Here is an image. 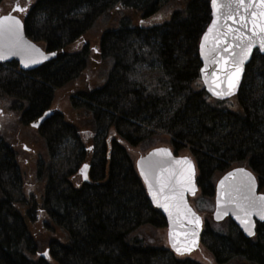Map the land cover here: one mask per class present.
<instances>
[{
	"label": "trees",
	"instance_id": "trees-1",
	"mask_svg": "<svg viewBox=\"0 0 264 264\" xmlns=\"http://www.w3.org/2000/svg\"><path fill=\"white\" fill-rule=\"evenodd\" d=\"M14 1L24 5L28 38L57 52L31 73L0 64V104L14 109L16 129L53 112L55 93L85 75L92 51L75 47L99 23V55L111 69L103 85L72 97L90 118L92 162L82 129L53 113L33 130L45 156L32 176L43 187L31 190L13 163L15 138L0 135V264H200L142 233L167 223L129 149L165 137L176 155L188 150L208 201L235 167L250 169L264 190V56L254 53L235 101L218 102L200 80L210 0H0V9ZM201 245L215 264H264V223L249 239L229 219L210 222Z\"/></svg>",
	"mask_w": 264,
	"mask_h": 264
},
{
	"label": "water",
	"instance_id": "water-1",
	"mask_svg": "<svg viewBox=\"0 0 264 264\" xmlns=\"http://www.w3.org/2000/svg\"><path fill=\"white\" fill-rule=\"evenodd\" d=\"M218 2H221V0H218ZM17 6L21 7L16 5L9 14L0 16V18L11 16L20 22L17 36H10L7 32L0 35V52L4 54L3 59H0V64L15 63L20 71L31 73L45 63L55 59L57 52H48L28 38L25 33L24 20L18 16L23 14L25 10L17 11ZM210 10L211 21L201 37L198 50L201 64L200 79L203 89L209 97L219 102H226L237 96L244 79L246 67L250 64L254 53L258 52L261 56H264V50L260 48L257 40L253 44L247 58L239 65V78L235 80V87L231 90V93L223 96L214 95V92H227L229 90L228 76L235 71L233 65L234 62L239 61L241 48L236 47L239 41H235L231 33H229L227 38L221 34L223 31H227V29L223 28L225 23L233 28L239 27V24H233L230 20L225 21L221 15L224 9H214L212 0L210 1ZM240 11L243 12V9ZM251 11L258 12L259 9H249V12ZM213 20H216L215 25H213ZM4 23L6 27L10 21H5ZM251 27V24H249V29ZM210 28L212 31H209ZM249 29L244 31L251 36ZM206 35L207 39H205ZM202 44L204 45L203 50L201 48ZM229 44L232 46L228 47ZM225 48H227V51L224 50ZM52 53H55V55H52ZM221 57H224V59L221 60ZM32 60L36 62H30ZM201 69H204V71L202 72ZM217 82H219V87L216 86ZM48 115H51V112H48ZM161 149L166 150L170 155L160 153L158 150ZM85 165H87V168L84 167ZM85 165L82 168L84 181L87 180L85 176L87 177L89 169V165ZM135 168L153 207L160 211L166 220L169 249L178 257L189 256L199 250L204 224L200 215L195 212L189 203V198H193L199 190L197 185V166L194 161L189 157L174 155L169 148L159 147L150 150L144 156H140L135 162ZM237 169H244L246 173H249L254 178L255 184L250 195L257 200L260 197H264V194L259 193V181L251 170L243 167L234 168L224 174L216 184L213 221L221 223L226 219H230L246 238L251 239L256 235V225L264 223V220L260 218L256 210H253L251 215L247 217L248 222L246 224L242 223L245 217L243 212L237 207V201L242 202L241 197L248 193L247 189L242 186L244 175L237 172ZM230 173L234 175L230 176ZM222 181L223 184L221 183ZM162 184L163 190H161ZM149 185H151V188ZM165 205L168 206L167 211L165 210ZM247 229L251 230V234H249ZM177 247L181 249L190 248L191 250L178 253L176 251Z\"/></svg>",
	"mask_w": 264,
	"mask_h": 264
},
{
	"label": "rangeland",
	"instance_id": "rangeland-1",
	"mask_svg": "<svg viewBox=\"0 0 264 264\" xmlns=\"http://www.w3.org/2000/svg\"><path fill=\"white\" fill-rule=\"evenodd\" d=\"M15 5H17L15 1L7 3L6 5L4 4L0 9V15L9 14ZM18 5L24 7L22 3ZM20 17L23 18V15H20ZM104 30L105 26L99 23L92 30H90L84 38L78 41L77 46L75 47L76 50L84 46L86 43L92 51L88 67L85 71V75H83L81 79L73 82L72 84L59 89L55 93V98L51 108L53 113L62 115L66 121L74 123L80 129H82V136L86 142L88 155L90 157L89 160H91V162L93 159L91 158V156L94 154V149L90 143V140L92 139V133L88 130V121L90 120V118L87 116V112L81 109L74 108L72 104V97H74L81 91L97 88L100 85H103L106 80V76L111 69V64L109 63V61L103 60L99 55L101 39L100 37ZM39 45L44 48L42 44ZM231 101L234 102L235 99L233 98L231 99ZM13 129L15 132H5V134L7 133L11 137V139L14 135L16 136L15 139L18 137L22 138V142H26L31 148V153H25L24 155L21 149L20 153H18V155L20 156V167L23 171V175L25 181L27 182L28 188L31 190L36 189L37 187L41 188L43 187V183L38 182L35 179L38 171L36 172L34 167H36V159L45 156L44 145L42 141L39 140V136L35 134V131H28L22 128L16 129L15 126ZM157 147H168L170 149H173L169 143V140H167L165 137H161L151 140L150 142L139 144L137 147L129 149V153L132 160L135 162L140 156L146 155L150 150ZM177 155L181 157H191L188 150H182L178 152ZM25 160H28V162L26 163ZM87 163L89 164L90 161ZM29 165H32V167H30ZM25 170H27L28 173ZM31 172L33 174H30ZM33 175L35 178L32 177ZM78 177L80 179L82 178V173L80 171ZM38 179L41 180L40 177H38ZM262 193H264V190H262ZM194 199H196L197 203L193 202V199H191L190 204L196 211V213H198L202 217L204 224L206 225L210 222L214 223L212 219L214 212V201L212 202L202 199L199 194H197ZM142 233L147 237V239H149L151 243L168 248L166 228L155 229L152 227H144L142 229ZM185 258H189L193 261L199 262L200 264H215L207 248L203 245L200 246V249L197 252Z\"/></svg>",
	"mask_w": 264,
	"mask_h": 264
},
{
	"label": "snow or ice",
	"instance_id": "snow-or-ice-1",
	"mask_svg": "<svg viewBox=\"0 0 264 264\" xmlns=\"http://www.w3.org/2000/svg\"><path fill=\"white\" fill-rule=\"evenodd\" d=\"M212 5L214 9H224L221 15L225 21L230 20L233 24H239V27L233 28L225 23L223 28L227 29V31H223L221 33L225 38H227L229 33H231L234 40L239 41V43L236 44V47L241 48L239 61L234 62L233 65L235 71L228 76L229 90L227 92L213 93L217 96H223L230 94L231 90L235 87V80H238L239 78V65L242 64L243 60L247 58L248 53L251 51L253 44L256 43L257 40L259 41L260 48L264 50V0H221V2H218V0H212ZM233 5H235V7H233ZM252 8H258L259 11L249 12V9ZM241 9H243V12L240 11ZM16 10L24 11L25 9L17 6ZM257 17H259V19H257ZM5 21H10L6 27L4 23ZM215 24L216 20H213V25ZM249 24L252 26L251 29H249ZM19 25V20H16L14 17L7 16L0 18V35H3L5 32H7L10 36H17L19 34ZM245 29H249L251 36L247 35V33L244 31ZM209 31H212V29L210 28ZM205 39H207V35L205 36ZM231 46V44L228 45V47ZM201 48L203 50V44L201 45ZM224 50L227 51V48ZM52 55H55V53H52ZM3 57L4 54L0 52V59H3ZM223 59L224 57H221V60ZM30 62L35 63L36 61L32 60ZM25 66H27V64H25ZM201 71L203 72L204 69H201ZM216 86L219 87V82L216 83ZM158 151L164 155H170V153H168L166 150L161 149ZM84 167L87 168V165ZM236 171L243 173L244 179L242 181V186L247 189L248 193L247 195H243L241 197L242 202L237 201V207L241 212H243L245 217L242 223L246 224L248 222L247 217L251 215L253 210H256L257 214L260 215V218L264 220V197H260L259 200H257L250 195L255 184L254 178L249 173H246L244 169H237ZM142 174L144 173L142 172ZM229 175L232 176L234 174L230 173ZM85 178L87 177L85 176ZM221 183L223 184V181ZM149 187L151 188V185H149ZM161 190H163V184L161 186ZM167 209L168 206L165 205V210L167 211ZM247 230L249 231V234H251V230ZM190 250V248H176L178 253Z\"/></svg>",
	"mask_w": 264,
	"mask_h": 264
},
{
	"label": "flooded vegetation",
	"instance_id": "flooded-vegetation-1",
	"mask_svg": "<svg viewBox=\"0 0 264 264\" xmlns=\"http://www.w3.org/2000/svg\"><path fill=\"white\" fill-rule=\"evenodd\" d=\"M14 114H16L14 112V109L11 106H5V107H0V135L1 133H11V131L14 128V125H16L17 123H14V121L18 118L16 117ZM47 114V113H46ZM46 114L39 118V119H34L32 121L29 122H25V124L27 126H29V131H33V130H38L39 126L41 124H44V122H46V120L48 118L51 117V115L46 116ZM24 123L23 125L26 126ZM25 127H23L22 129H24ZM25 130V129H24ZM14 134V132H13ZM13 138H15L16 136H12ZM22 138L18 137L15 139V142L12 143L11 149H13V153L12 154V158L14 160V166L16 168H20V162H19V155L18 153H20V149L21 151H23V154L25 155V153H31V148L28 146V144L26 142H22ZM16 156V158L14 157ZM25 162L27 163L28 160H25ZM82 173V171H80Z\"/></svg>",
	"mask_w": 264,
	"mask_h": 264
}]
</instances>
